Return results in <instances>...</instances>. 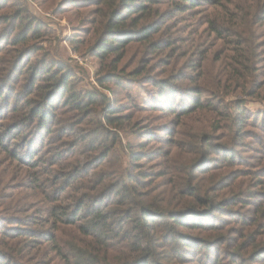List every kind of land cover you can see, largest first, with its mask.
Segmentation results:
<instances>
[{
  "label": "trees",
  "instance_id": "16d2710c",
  "mask_svg": "<svg viewBox=\"0 0 264 264\" xmlns=\"http://www.w3.org/2000/svg\"><path fill=\"white\" fill-rule=\"evenodd\" d=\"M8 1L0 0V10L10 5ZM162 1L168 5L167 19L159 25L145 20L154 0H118V4L112 0L108 12L98 16L103 30L89 47L101 63L114 57L113 67L99 77V85L119 84L117 70L131 81L139 78L149 83L143 103L172 115L177 126L182 115L201 109L206 98L215 96H206L198 85L183 84L174 71L180 43L186 40L173 36L178 29L173 19L198 15L194 21L202 19L207 32L233 44L228 48L233 56L224 55L222 61L252 63L264 57V39L257 41L264 34V0ZM204 5L210 10L201 9ZM13 7L9 14L0 13V264H180L191 257L198 260L201 254L205 256L201 263L221 264L229 246L236 258L232 262L248 252L242 263L264 264V247L258 249V241L252 238L251 252H246L242 244L230 241L231 230L224 223V216L232 215L243 224L244 217L236 209L258 193L243 179L256 180L255 186L264 183V162L247 172L232 168L236 143L247 136L264 155V142L255 138L256 132L242 128L245 123L259 129L264 139V111H249L244 98L228 101L231 113L222 118L231 123L229 139L219 142L213 136H194V157L183 164L171 157L172 149L179 146L171 140L173 131L166 124L160 131L166 133L169 152L159 147L154 153L144 145L133 150L129 140L123 144L102 122L116 130L127 122L147 141L153 139L151 130H139L128 112L121 115L107 108L104 93L82 85L76 68L37 42L47 24L25 6ZM131 43L170 58L164 62L169 68L163 76L153 75L149 68L153 60L142 56L128 72L118 66ZM187 45L197 52L199 40ZM200 54L195 67L206 62L205 52ZM229 74L237 78L233 71ZM238 78L244 80L240 93L250 98L261 93L264 80L257 83L247 71ZM84 123L89 127H82ZM235 126L244 130L236 132ZM212 154L218 156V169L227 172L207 190L193 174ZM153 155L164 166L158 176L176 178L174 202L155 191L156 184H150V175L138 165L140 160L148 163ZM218 190L223 191L220 199Z\"/></svg>",
  "mask_w": 264,
  "mask_h": 264
},
{
  "label": "rangeland",
  "instance_id": "374dc122",
  "mask_svg": "<svg viewBox=\"0 0 264 264\" xmlns=\"http://www.w3.org/2000/svg\"><path fill=\"white\" fill-rule=\"evenodd\" d=\"M111 1L112 0H9L8 3L10 5L3 6L0 13L5 12L9 14L12 12L13 6L18 4L25 6L30 13L38 16L47 24V27L45 29V35L37 42L45 47L46 50L56 54L62 63L76 68L75 70L79 72L77 76L79 75V78L82 79V85L94 87L98 91L104 93L107 96L106 101L109 102L107 108L121 115L128 112L132 116L131 122H136L139 130L143 127H148L151 130L153 139L147 141L138 136L139 132L136 134L134 133L135 130L138 129L127 127V122L124 123L122 128H118L117 130L116 128L108 127L104 121L102 122L103 126L110 132H113L114 135L118 134V138L122 140L123 144L129 140L131 142L130 144L133 146V150H138V146L144 145L145 150L150 149L154 153L159 147H163L169 152L172 147L164 143L166 133L160 131V129L163 128L162 126L166 124L169 130L173 131L171 140L179 146V149H172L171 157L174 161H177V164H183L187 157H194L192 153L195 150L194 148L197 147L194 136H213L215 138L214 140H219V142L229 139L226 137V134H229V126L231 123L229 120L222 118L223 115L231 113V105L228 101L244 98L246 107L249 111H264V86L261 89V93L250 98L240 93L239 86L244 80L238 78V75L247 71L254 76L257 83H261V81L264 80V77L261 75L262 72H264V57L258 56L255 62L245 64L230 63L229 60L226 62L225 59L222 61L221 58H223L224 55L228 57L233 56L228 50V48H233V44L227 43L225 40H218L207 32L204 29L202 19L198 22L194 21L197 20V18L199 19L198 15L190 19L184 14V16H187L184 17L186 18L184 21H180L183 15H179V18H174L172 21V23L178 26V29L173 31V36L186 40L180 43L179 54L176 56L175 62L173 63L175 68L174 71L179 73L180 81L183 84L198 85L199 88L205 91L204 93L206 96H215V99L206 98L204 106L201 109L182 115L179 118V125L176 126V124H172L174 121L173 116H167L161 108H150L149 106H145L146 104L143 103V100L150 88L149 83H141L139 78H136L135 81H131L117 70L115 74H118L119 84L117 81H109L104 85H99V77L105 76V73L113 67L112 62H114V57L111 56L110 58L109 56L101 63L100 59L94 55L89 45L97 39L99 35L98 32L103 30V24L101 26L98 25L100 21L98 16L103 14V12H108ZM116 4H118V0H116ZM205 6L206 5L201 9L205 11L210 10V8ZM167 7L168 5L164 4L162 0H154V3H151V9L153 11L152 13L148 11L145 14V20H154L159 25L162 24L167 19L165 17V9ZM96 27H98L99 30L94 33ZM196 38L199 40V46H197L198 51L193 52V49H188L187 43ZM262 38L264 39V34L258 36L257 41L263 42ZM175 46V48H177L179 45ZM202 51L205 52L206 62L200 67H195L197 62L196 57L198 56L199 61V56ZM140 56L144 57L145 60H153L150 62L151 65L149 68L152 70L151 73L155 76H163L162 72L169 68L164 62H170V58L167 57L164 52L152 51L150 47L141 46L138 43H131L125 49L124 57L118 66H122V68L128 72L139 64L138 58ZM230 70L233 71L234 74H237V78H230ZM228 78H230L229 81ZM225 79L226 81H223ZM104 106L105 104H103V107ZM82 127L88 128L89 126L84 123ZM242 128H245V130L248 128L254 130L256 132L255 138L258 137L264 142L259 129H257L258 131L252 129V127L245 123ZM240 130L236 129L235 126L236 132ZM116 131L117 133H115ZM110 136H112V133ZM238 139L239 138H237V140ZM258 146V143L250 136L245 137L242 143H236L237 151L234 153L236 163L232 168L236 171L242 170V172H247V169H254L260 165L262 166L264 155L259 153ZM154 157L153 155L148 163L140 160L138 165L150 175L148 179L150 184H156L155 191L165 195L170 203L174 202L173 195L177 189V185H175L174 182L176 178L172 175L158 176L159 173L163 172L164 166L161 165L162 161L160 159ZM217 157L218 156L215 154L210 155L209 161L201 164L193 174L196 177L195 182L204 189H211L213 181L215 179L216 181L221 179V176L227 172V170L218 169L219 159ZM109 160H112V156ZM177 164H175V166ZM209 166H215L214 170L212 169L210 172H204L205 170H209ZM133 171L137 172L136 168L133 167ZM243 181L252 184V189L258 190V193L253 197L252 201H247L248 203L244 202L242 206L236 209L238 212L237 214L244 217L243 224L235 222L233 217H231L232 215H225L224 223L229 224V229L231 231H228L227 235L230 241L234 240L242 244V246L246 248V252H251V245H249V243L252 238L258 241L256 244L258 249L264 247V183L261 186H255L256 180L251 181L250 179L244 178ZM222 193L223 191H216L215 194L217 199L221 198L220 194ZM213 216L220 218L218 213H214ZM250 220H253L252 223L245 226ZM47 227L48 225H45L41 228ZM231 251L233 250L229 246L227 248V255L224 254L222 256L221 264H247L246 262L242 263V261L247 258L248 252L244 253L241 259L237 258V262L239 261L238 263L236 261H233V263L232 259L236 260V258L234 257L235 255L231 254ZM198 257L204 260L205 256L201 254ZM200 259L195 260L194 257H191L190 260L188 259L180 264H211L210 261L201 263ZM253 263L260 264L259 262Z\"/></svg>",
  "mask_w": 264,
  "mask_h": 264
}]
</instances>
